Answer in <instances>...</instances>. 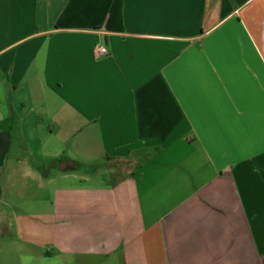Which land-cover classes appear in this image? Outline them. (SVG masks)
Wrapping results in <instances>:
<instances>
[{
    "label": "crops",
    "instance_id": "1",
    "mask_svg": "<svg viewBox=\"0 0 264 264\" xmlns=\"http://www.w3.org/2000/svg\"><path fill=\"white\" fill-rule=\"evenodd\" d=\"M0 264H264V0H0Z\"/></svg>",
    "mask_w": 264,
    "mask_h": 264
},
{
    "label": "built area",
    "instance_id": "2",
    "mask_svg": "<svg viewBox=\"0 0 264 264\" xmlns=\"http://www.w3.org/2000/svg\"><path fill=\"white\" fill-rule=\"evenodd\" d=\"M94 53L97 58L103 57L109 54L107 46L104 44H97L94 48Z\"/></svg>",
    "mask_w": 264,
    "mask_h": 264
},
{
    "label": "rangeland",
    "instance_id": "3",
    "mask_svg": "<svg viewBox=\"0 0 264 264\" xmlns=\"http://www.w3.org/2000/svg\"><path fill=\"white\" fill-rule=\"evenodd\" d=\"M89 166H93V167H90L91 168V173L93 174V175H95V176H97V177H101V169H100V165H98V164H96V165H89ZM100 166V167H99ZM53 173H55L54 171H53Z\"/></svg>",
    "mask_w": 264,
    "mask_h": 264
},
{
    "label": "trees",
    "instance_id": "4",
    "mask_svg": "<svg viewBox=\"0 0 264 264\" xmlns=\"http://www.w3.org/2000/svg\"><path fill=\"white\" fill-rule=\"evenodd\" d=\"M80 167V170L81 172H84V173H91V168L90 167H93V166H89V165H78Z\"/></svg>",
    "mask_w": 264,
    "mask_h": 264
}]
</instances>
